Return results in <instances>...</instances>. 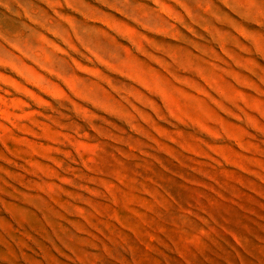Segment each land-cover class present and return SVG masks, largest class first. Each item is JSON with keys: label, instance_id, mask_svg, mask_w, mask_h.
Returning a JSON list of instances; mask_svg holds the SVG:
<instances>
[{"label": "rangeland", "instance_id": "rangeland-1", "mask_svg": "<svg viewBox=\"0 0 264 264\" xmlns=\"http://www.w3.org/2000/svg\"><path fill=\"white\" fill-rule=\"evenodd\" d=\"M0 264H264V0H0Z\"/></svg>", "mask_w": 264, "mask_h": 264}]
</instances>
